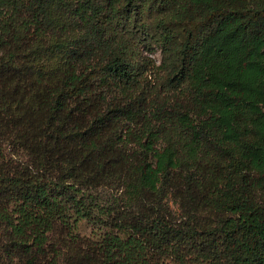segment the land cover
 <instances>
[{
    "label": "trees",
    "instance_id": "trees-1",
    "mask_svg": "<svg viewBox=\"0 0 264 264\" xmlns=\"http://www.w3.org/2000/svg\"><path fill=\"white\" fill-rule=\"evenodd\" d=\"M255 187L264 0H0V264H264Z\"/></svg>",
    "mask_w": 264,
    "mask_h": 264
},
{
    "label": "rangeland",
    "instance_id": "rangeland-1",
    "mask_svg": "<svg viewBox=\"0 0 264 264\" xmlns=\"http://www.w3.org/2000/svg\"><path fill=\"white\" fill-rule=\"evenodd\" d=\"M152 57L154 58L155 62L157 63L159 60V53L157 49H153V51L151 52ZM255 192L258 195V199L264 201V189L260 188V187H255ZM98 194H100L101 196V201L106 204H113V197L111 196L109 189L107 188H102V189H98L97 191ZM167 204L169 206V208H171V210H174L176 212H179V202L177 201V199L175 197H168L167 198ZM76 231L80 234V235H84V236H90L92 234V231H96V229L91 225L90 222H87L85 220H79L76 224Z\"/></svg>",
    "mask_w": 264,
    "mask_h": 264
}]
</instances>
